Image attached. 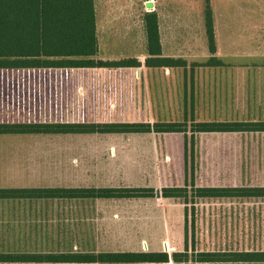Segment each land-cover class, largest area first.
<instances>
[{"label": "rangeland", "instance_id": "rangeland-1", "mask_svg": "<svg viewBox=\"0 0 264 264\" xmlns=\"http://www.w3.org/2000/svg\"><path fill=\"white\" fill-rule=\"evenodd\" d=\"M129 3L130 11H97L100 36L110 24L123 25L129 36L122 49L100 44L101 56L124 52L130 58L146 57L143 13L133 11L138 0ZM152 3L161 10L162 54L182 59L186 66L145 70L140 81L130 83L131 96L125 89L116 95L128 101L124 109H83L81 122L185 123L187 142L180 133L82 135L75 141L80 155L70 185L152 189L154 198L0 200V252L165 253L166 263L140 264H264L197 262L199 253L264 252L263 198L188 197L185 205L158 196L163 188L185 185L188 190L193 185L264 188V133L194 134L191 141L189 130L192 122L264 121V0H210L214 56L222 62L216 68L197 66L210 58L204 0ZM27 145L42 153L49 147L44 142ZM50 148L66 150L62 143ZM51 177L52 182L43 177L35 186L67 185L58 174Z\"/></svg>", "mask_w": 264, "mask_h": 264}, {"label": "trees", "instance_id": "trees-1", "mask_svg": "<svg viewBox=\"0 0 264 264\" xmlns=\"http://www.w3.org/2000/svg\"><path fill=\"white\" fill-rule=\"evenodd\" d=\"M148 1V0H147ZM204 28L210 58L206 68L222 66L216 52L210 0H204ZM146 34V68H184L182 59L163 58L155 12L143 15ZM98 55L93 0H0V70L41 68H136L140 63L128 58L120 61L95 60ZM194 134L264 133V121L192 122ZM188 132L185 123H103L79 125L0 124V135H91V134H171ZM186 147V146H185ZM186 152V148H185ZM186 155V153H185ZM192 184V183H191ZM189 194V196H188ZM157 196V194H156ZM159 197L181 199L187 205L194 199H264V188H163ZM154 198L152 189L80 188L0 189V200L32 199H140ZM194 198V199H193ZM185 217L187 209L184 210ZM185 233L187 221L185 218ZM187 240V238H185ZM179 254L173 260L179 262ZM165 253H60L34 254L0 252V264H140L166 263ZM200 263H264V252L199 253Z\"/></svg>", "mask_w": 264, "mask_h": 264}, {"label": "crops", "instance_id": "crops-1", "mask_svg": "<svg viewBox=\"0 0 264 264\" xmlns=\"http://www.w3.org/2000/svg\"><path fill=\"white\" fill-rule=\"evenodd\" d=\"M152 2L153 0H138L136 9L133 11H142V15L149 12L157 14V11L161 10L156 8ZM130 6L129 0H93L98 45V55L95 60L120 61L130 58L124 52L110 54L107 57L99 54L100 44L111 42L116 44V47L121 46L119 48L122 49L126 41L129 43V36L126 35L123 25L116 24L107 26L106 33L100 36L97 24V11H130ZM157 18L162 49L165 37L161 34L158 14ZM142 41L143 45H146L144 24L142 25ZM146 57L142 60L140 55L132 57L140 63V66L136 68L0 70V124L79 125L83 124L81 122L83 109L102 112L114 108L122 110L123 106L128 105V101L117 99L116 95H123L122 89H125V95L131 96L130 83L140 81L141 74L145 70L161 69L146 68L144 66ZM162 57L175 59L174 56L164 54ZM81 136L76 134L38 135L36 137L0 135V189H80V187L70 185L74 182L71 181L70 175L78 165L80 152L75 150V141L78 139L79 142ZM34 142H44L49 147L45 153L39 151V148L32 150L27 144ZM57 143H62L66 150L64 152L50 151V145ZM8 144L11 147H7ZM70 144H73L72 148ZM58 159L66 161L59 164H40L42 160L55 161ZM60 169L65 170V173ZM56 170L61 172L56 173ZM52 174H58L60 179L63 177V182L67 185L62 187L35 186L42 181L43 177L47 182H52L53 180H50L53 179Z\"/></svg>", "mask_w": 264, "mask_h": 264}]
</instances>
